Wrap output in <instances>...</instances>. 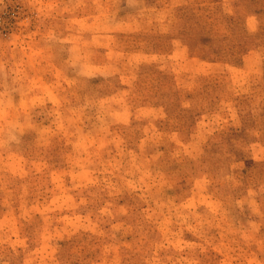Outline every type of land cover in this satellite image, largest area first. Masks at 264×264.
<instances>
[{"label":"rangeland","instance_id":"obj_1","mask_svg":"<svg viewBox=\"0 0 264 264\" xmlns=\"http://www.w3.org/2000/svg\"><path fill=\"white\" fill-rule=\"evenodd\" d=\"M0 65V264H264V0H0Z\"/></svg>","mask_w":264,"mask_h":264},{"label":"clouds","instance_id":"obj_2","mask_svg":"<svg viewBox=\"0 0 264 264\" xmlns=\"http://www.w3.org/2000/svg\"><path fill=\"white\" fill-rule=\"evenodd\" d=\"M3 72H4V66L0 65V73H3Z\"/></svg>","mask_w":264,"mask_h":264},{"label":"trees","instance_id":"obj_3","mask_svg":"<svg viewBox=\"0 0 264 264\" xmlns=\"http://www.w3.org/2000/svg\"><path fill=\"white\" fill-rule=\"evenodd\" d=\"M207 43V40L206 39H202V44H205Z\"/></svg>","mask_w":264,"mask_h":264}]
</instances>
